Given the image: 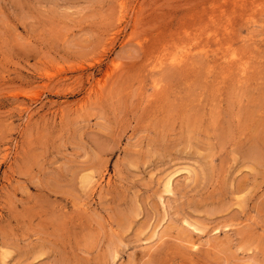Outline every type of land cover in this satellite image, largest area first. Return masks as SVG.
I'll use <instances>...</instances> for the list:
<instances>
[{
	"label": "rangeland",
	"instance_id": "1",
	"mask_svg": "<svg viewBox=\"0 0 264 264\" xmlns=\"http://www.w3.org/2000/svg\"><path fill=\"white\" fill-rule=\"evenodd\" d=\"M0 264H264V0H0Z\"/></svg>",
	"mask_w": 264,
	"mask_h": 264
},
{
	"label": "bare ground",
	"instance_id": "2",
	"mask_svg": "<svg viewBox=\"0 0 264 264\" xmlns=\"http://www.w3.org/2000/svg\"><path fill=\"white\" fill-rule=\"evenodd\" d=\"M197 248V247H196Z\"/></svg>",
	"mask_w": 264,
	"mask_h": 264
}]
</instances>
